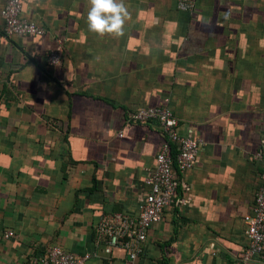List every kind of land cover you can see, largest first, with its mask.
Returning <instances> with one entry per match:
<instances>
[{
  "label": "crops",
  "instance_id": "crops-1",
  "mask_svg": "<svg viewBox=\"0 0 264 264\" xmlns=\"http://www.w3.org/2000/svg\"><path fill=\"white\" fill-rule=\"evenodd\" d=\"M21 2L45 33L6 36L0 16V264L52 244L90 254L84 264H264L241 259L264 153V0H195L192 13L124 0L119 38L88 31V0ZM165 99L178 133L201 139L197 162L173 166L174 199L137 256L106 253L97 223L136 213L163 141L155 122L126 116Z\"/></svg>",
  "mask_w": 264,
  "mask_h": 264
},
{
  "label": "built area",
  "instance_id": "built-area-1",
  "mask_svg": "<svg viewBox=\"0 0 264 264\" xmlns=\"http://www.w3.org/2000/svg\"><path fill=\"white\" fill-rule=\"evenodd\" d=\"M175 9L192 13L195 0H174ZM21 0H5L0 9L3 20V32L6 36L24 35L30 37L42 36L45 33L41 25L23 19L20 16ZM55 43L45 52L47 65L56 66L60 63V54L64 39L55 37ZM167 100L162 105L140 106L128 113L127 121L144 123L153 121L157 124L162 136V143L155 152L153 166L144 178L148 185L147 191L137 204V211L129 216L114 212L103 216L95 227L97 239L109 253L112 247L121 248L128 259H133L140 252L148 227L160 220L162 211L168 207L175 195L178 182L173 166L178 172L193 167L197 162V152L201 139L187 134L178 133V119L166 107ZM121 135L120 132L117 134ZM171 147L173 148L171 150ZM253 158L260 161L262 169L258 174L259 184L253 193L250 213L243 216L245 225L244 237L246 247L241 254L243 262L258 260L264 262V153L257 150ZM14 235L12 230H6L4 238ZM39 256H33L28 264H84L90 254H76L63 250L52 244Z\"/></svg>",
  "mask_w": 264,
  "mask_h": 264
},
{
  "label": "clouds",
  "instance_id": "clouds-1",
  "mask_svg": "<svg viewBox=\"0 0 264 264\" xmlns=\"http://www.w3.org/2000/svg\"><path fill=\"white\" fill-rule=\"evenodd\" d=\"M88 5L86 25L90 33L114 38L123 35V26L130 17L124 0H88Z\"/></svg>",
  "mask_w": 264,
  "mask_h": 264
},
{
  "label": "trees",
  "instance_id": "trees-1",
  "mask_svg": "<svg viewBox=\"0 0 264 264\" xmlns=\"http://www.w3.org/2000/svg\"><path fill=\"white\" fill-rule=\"evenodd\" d=\"M173 148L171 147V150H172Z\"/></svg>",
  "mask_w": 264,
  "mask_h": 264
}]
</instances>
